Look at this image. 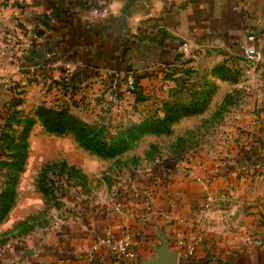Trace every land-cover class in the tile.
Returning <instances> with one entry per match:
<instances>
[{
  "label": "crops",
  "instance_id": "1",
  "mask_svg": "<svg viewBox=\"0 0 264 264\" xmlns=\"http://www.w3.org/2000/svg\"><path fill=\"white\" fill-rule=\"evenodd\" d=\"M86 1L0 0L1 96L14 90L7 81L43 70L58 75L72 67L83 77L107 78L132 73L147 99L167 106L210 94L203 112L185 121L225 122L230 108L223 111L222 103L238 95L232 122L253 126L228 170L209 161L144 189L128 184L124 205L117 201L120 212L82 216L68 238L47 248L50 264H69L65 256L71 264H112L111 242L124 233L136 241L139 261L114 264H171L174 253L176 264H264V63L245 56L249 45L264 56V0H95L97 7L85 9ZM221 68L233 81L223 79ZM175 232L186 242L199 235L204 241L188 255Z\"/></svg>",
  "mask_w": 264,
  "mask_h": 264
},
{
  "label": "rangeland",
  "instance_id": "2",
  "mask_svg": "<svg viewBox=\"0 0 264 264\" xmlns=\"http://www.w3.org/2000/svg\"><path fill=\"white\" fill-rule=\"evenodd\" d=\"M94 1L88 0L92 8ZM94 13L99 15L98 9ZM40 72L7 81L14 90L0 95V193L13 156H26L16 176L14 204L0 223V264H50L47 248L59 244L61 236L68 238L67 233L83 221L82 216L94 210L120 212V196L128 194V184L144 189L162 183L164 178L168 181L177 169L186 172L209 161L224 164L228 170L232 152L244 153L243 139L250 137L253 122H232L236 111L231 108L241 98L238 95H228L222 103L223 111L230 108L222 111L225 122H217L219 117H211L209 122L183 120L203 112L199 106L192 111L170 112V122H144L163 120L167 105L147 99L139 85H128L132 73L120 83L115 75L113 79L106 75L78 77L72 67L58 75ZM210 97L198 96L189 102L192 106L208 104ZM181 99L177 105L189 106L183 102L191 96ZM60 114L68 122L91 127L100 135L99 140L111 147L110 153L100 155L82 145L74 131L77 125L61 135L48 131L44 120ZM44 173L46 186L54 190L49 194L39 189ZM78 183L82 185L72 188ZM60 184L68 194L56 191ZM149 197L146 193L143 198Z\"/></svg>",
  "mask_w": 264,
  "mask_h": 264
},
{
  "label": "trees",
  "instance_id": "3",
  "mask_svg": "<svg viewBox=\"0 0 264 264\" xmlns=\"http://www.w3.org/2000/svg\"><path fill=\"white\" fill-rule=\"evenodd\" d=\"M58 6L59 5H57V4L55 6H53V14L54 15L56 14L55 12H57ZM83 6L85 7V9L86 8L87 9L91 8L90 6H88V0L86 1V3ZM92 6L97 7V5H95L93 3H92ZM220 72L221 73L224 72L222 68H221ZM222 74H223V76H226V77L230 76L229 75V71L228 72H224ZM75 76L80 77L81 74L77 73V74H75ZM124 76L125 75H118V77L115 79L116 82L119 81L121 83V82L126 81L124 79ZM133 76L135 78L134 86L137 87L140 78L137 75H135V74ZM111 79H113V78H111ZM112 82H114V81H112ZM75 88H76V82L73 81L72 90H75ZM203 102H206V101H203ZM205 105L206 104H202L201 107H204ZM195 107H198V105H196V106H192V104H190L189 106H186V105H169L166 108V110H167L166 113L167 114H166L165 118H163V120L161 119V120H155L154 121V120H151V119H147L144 122H170L172 120L171 119L172 116L170 115V112H172L174 110L175 111L176 110H191L192 111V109L193 110L196 109ZM192 113H194V112H192ZM60 116L61 117H57L55 119L48 118V119L44 120L43 124H44V126H46V129L48 131L53 132L55 134H60L61 135V134H64L66 132V130L71 128V125H77L75 127L74 131L76 133L77 139L80 140L82 145H84L85 147H87L91 151H93V152H95L97 154H100V155H104L106 153H110L111 147H108V145H106L104 142H103L104 143L103 144L99 140L100 135L98 133H94V131L91 129V127H89L87 125H84V124H81L80 122H68L66 118H63L64 114H60ZM8 124H10V122H8ZM22 158L26 159V156L23 157V156H21V154L20 155L19 154H15L13 156L12 164H9L10 169H9V172L7 173V177L5 179V180H7V182L4 183L5 189H4V191H2L0 193V223L4 221V219L6 218V215L9 213L11 207L14 204V199H15V189H14L15 188V180H16V176L18 174V171L21 170V168H20V164L21 163L20 162H21ZM51 168H53V167H51ZM71 169L73 170V168H71ZM173 175H174V173H173ZM43 176H44V180H41V178H40V181H39V189H40V191L42 193L49 194L51 191H54V190L49 189L46 186V184H45L46 183L45 182V178L47 177V174L44 173ZM11 183H12V185H11ZM79 184L80 183L74 184V185H71V186H72V188H74V187H77ZM80 185H82V184H80ZM83 187H84V185H83ZM67 190L68 189L64 188L63 184H60V185H58V187H56V191L59 194H61L62 191L67 193L68 192ZM133 197H134V200H136L138 202L142 201V196L137 195L136 197L135 196H133ZM121 208H123V207L121 206ZM176 234L177 233L175 232L174 233L175 237H176ZM176 242H177V240H176ZM65 248L68 249L65 252H70L71 251V249L69 250V248H71L70 244H68ZM181 250H183V249H181ZM66 261H68L69 264H71V258L70 257H66L65 256L62 259V262L65 263ZM111 261H112V264H114L115 261H116V258H115V256L113 254H111ZM58 263L59 262H57L56 264H58ZM121 263H123V261Z\"/></svg>",
  "mask_w": 264,
  "mask_h": 264
},
{
  "label": "built area",
  "instance_id": "4",
  "mask_svg": "<svg viewBox=\"0 0 264 264\" xmlns=\"http://www.w3.org/2000/svg\"><path fill=\"white\" fill-rule=\"evenodd\" d=\"M255 36H250L248 42H253ZM183 51L186 52L187 45L182 46ZM246 59L255 64L262 65L264 63L263 54L258 51L254 46L249 45L245 48ZM134 76H130L127 79V84L134 86ZM176 240L178 245L181 246L180 249H183L184 252L188 255H193L196 252V249L203 243V236L199 235L190 242H186L185 239L181 236L179 232L176 234ZM113 248L111 249L112 254L116 258V263H121L123 260H136L137 259V243L133 237L129 234L124 233L123 236L119 237L115 242H111Z\"/></svg>",
  "mask_w": 264,
  "mask_h": 264
},
{
  "label": "water",
  "instance_id": "5",
  "mask_svg": "<svg viewBox=\"0 0 264 264\" xmlns=\"http://www.w3.org/2000/svg\"><path fill=\"white\" fill-rule=\"evenodd\" d=\"M163 249H165L166 251V243L163 242ZM178 257H177V254L174 253V262H171V264H176V261H177ZM173 260V259H172ZM142 264H147V263H142ZM148 264H151V263H148Z\"/></svg>",
  "mask_w": 264,
  "mask_h": 264
}]
</instances>
